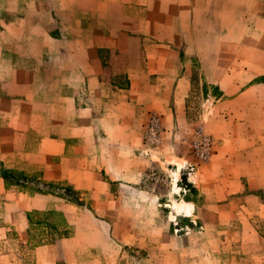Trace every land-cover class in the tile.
Instances as JSON below:
<instances>
[{
	"label": "rangeland",
	"instance_id": "374dc122",
	"mask_svg": "<svg viewBox=\"0 0 264 264\" xmlns=\"http://www.w3.org/2000/svg\"><path fill=\"white\" fill-rule=\"evenodd\" d=\"M18 1L0 0V8H4L7 18L13 17L18 3L25 6ZM134 29L132 60H125L127 51L117 50L112 62H104L103 88L93 98L86 131L90 139L80 144L73 140L70 144L72 155L81 150H97L104 155L114 152L113 142L107 139L110 124L99 119L115 113L113 102L128 100L130 95L136 108L125 119L146 117L140 134L143 150L132 154L131 162L136 170L134 182L129 181L131 176H127L129 180L116 179L118 175L106 173L102 168L101 172L96 171L98 181L93 183L92 190L82 192L67 179H45L41 158L31 165L18 163L17 167L34 169L29 174H35L40 180L72 187L81 201L68 202L74 205L69 211L60 209L61 201H49L51 208L63 214V220L57 216L49 220L61 226L64 235L55 238L53 243L40 244H54V247L38 254L34 249L40 246L37 243L49 240L44 238L46 230L41 226L38 230L37 227L31 228L33 231L29 229L27 212L21 213L19 220L15 214L7 215L3 202L12 194L0 192V226L8 228V238L0 239V264H36L38 255L46 257L45 264L50 263L49 258L51 264L53 258L56 264H224L220 260L231 254L236 258L235 264H264L258 255L263 252L264 235L240 239L237 233L227 241L224 238L225 229L234 232L252 229L264 234V218L256 215L258 201L264 198V188H249L245 184L227 196L233 197V213L243 219L236 217L227 221L221 216L219 219L216 208L223 213L228 209L211 203L214 200L208 192L212 182H206L203 191L194 183L193 174L197 165L208 168L209 160L219 151L220 141L231 132L264 135V96L260 108L250 110L244 108L245 100L239 97L240 90L249 84L264 83V76H252L256 72L257 54L264 57V38L259 42L264 37V0H150L147 10L138 11ZM146 38L171 43L160 73H150L157 69V62L149 63L153 68L144 63L148 51L143 44L147 43ZM231 55L233 58L240 55L242 60H230ZM128 67L136 69L131 75L134 89L130 94L120 92L118 96L114 86L128 87ZM222 85H226L228 95H223ZM222 96L237 101L223 111L213 112L212 104ZM247 116L262 118V124L243 127L232 124ZM262 143L264 140L258 145ZM137 144L140 146L141 142ZM159 148L165 149L161 162L146 158L150 149ZM244 151L242 159L249 158L247 155L252 149ZM180 153L188 159L174 156ZM71 160L70 163L79 164V159L76 162L72 157ZM50 161L66 164L55 158ZM98 161L106 167L110 165L109 157ZM177 161L183 163L179 171L175 166ZM99 162L95 165L101 168ZM1 167H4L2 163ZM173 202L180 204L179 213L165 206ZM241 211H248L244 218L239 215ZM32 233L35 239L30 237ZM35 233L43 237L38 238Z\"/></svg>",
	"mask_w": 264,
	"mask_h": 264
},
{
	"label": "crops",
	"instance_id": "0c3cea01",
	"mask_svg": "<svg viewBox=\"0 0 264 264\" xmlns=\"http://www.w3.org/2000/svg\"><path fill=\"white\" fill-rule=\"evenodd\" d=\"M21 2L25 6L22 7L18 3L11 18H7L4 8H0L2 90L0 162L5 168L32 173L34 169L17 167L18 163L31 165L41 158L44 163L42 172L45 179H67L74 187L83 190L82 192L92 190L93 183L98 181L96 171L101 172L102 168L106 173L111 171L118 175L116 179L129 180L127 176H131L133 180L129 181L134 182L136 170L131 162L132 154L138 149L143 150L140 134L144 130L146 117L144 115L141 120L136 117L125 119V115L131 117L136 108L130 95L128 100L114 101L115 113L99 119L107 120L110 124L107 139L113 142L114 152L104 155L97 150L95 152L81 150L80 153L72 155L70 144L73 140L80 144L83 140L90 139L86 131L92 116L93 98L103 88L102 78L106 69L104 62H112L117 50L127 51L128 57H125V60H132L131 49L135 51V44L132 41L134 21L137 20L138 11L147 10L150 0H21ZM263 38L261 37L259 42ZM146 41L147 43L143 44L148 51L143 58L144 63L151 67L150 62H157V69H152L150 73H160V66L168 57L171 43L164 39L146 38ZM102 52L106 54L102 55ZM233 57L231 55L229 59L242 60L240 55ZM263 66L264 57L257 54L256 72L252 76H264V70H261ZM242 70L249 73V70ZM127 71L130 79L128 87L114 86L118 96L120 92L130 94L134 89L131 75H134L136 69L128 67ZM226 85H222L224 96L228 95ZM262 96L264 83L258 82L241 89L239 95L245 100L243 104L247 110L260 108ZM235 101L237 100L224 99L222 96L212 104L213 112L223 111ZM261 121L262 118L247 116L243 121L232 124L239 127L258 126L262 124ZM263 140L264 135L260 133L233 131L220 141L219 151L214 153V159L209 160L208 168L202 165L194 167L196 186L204 191L206 182H212L208 192L210 198L214 200L211 203L219 208L228 209L223 213L215 207L219 219L220 216L227 221L236 217L242 219L233 213V197L230 199L227 196L233 195L245 184L249 188L259 186L264 188V143L258 145L259 141ZM137 141L141 142L140 146ZM246 148L252 149L247 155L250 157L242 159L245 157L242 151ZM150 151L146 157L148 160L161 162L165 157L164 148ZM174 156L178 159H188L181 153ZM72 157L76 162L79 159L78 165L70 163L73 161ZM107 157L110 161L109 167L98 161L99 159L104 161ZM53 158L65 161L66 164L57 165L56 162L50 161ZM96 161L101 168L95 165ZM207 176L211 178L208 180ZM0 192L12 194L3 204L8 211L7 215L15 214L18 220L21 213L51 208L49 201H61L62 210L69 211L74 207L73 204L56 196H38L21 191L15 186L6 187L2 177ZM256 210V215L264 218V198L258 201ZM247 212L241 211L239 215H243L244 218ZM250 217L251 214L248 215V218ZM7 231L6 226H0V239L8 238ZM224 233L227 234L224 237L225 241L230 235L237 233L240 239L246 236L251 239L262 238L264 235L262 231L252 229H240L236 232L225 229ZM86 246L88 245L84 244V247ZM53 247L54 244H44L34 249L39 254L40 251H49ZM262 248L263 252L258 255L264 259V245ZM234 258L235 256L231 254L220 261L224 264H235ZM45 259V256L38 255L36 264H45ZM48 261L51 264V258ZM52 264H56L54 258Z\"/></svg>",
	"mask_w": 264,
	"mask_h": 264
},
{
	"label": "trees",
	"instance_id": "16d2710c",
	"mask_svg": "<svg viewBox=\"0 0 264 264\" xmlns=\"http://www.w3.org/2000/svg\"><path fill=\"white\" fill-rule=\"evenodd\" d=\"M118 87L121 88L120 86ZM0 177L3 178L6 187L15 186L21 191H25L30 194L40 193V194L54 195V196L64 199L67 202L80 203L81 201L80 198H78L76 194L77 192L73 189H70L72 187L68 185L56 186V184H59V183H53L51 181H47L44 179L40 180L41 178L36 177L35 174H29L24 171L1 167ZM26 215H27L26 217L28 219V222L30 224L29 229L31 228L36 229L37 227V230H38L39 229L38 226H41L43 227L42 228L43 230H46L47 235L44 236V238H47L49 240L37 243V245H40L44 242L53 243L55 238L64 235L61 232L62 230L61 226H58L57 223H55L52 220H49L51 217H54V216L60 217V219H62L61 217L63 216V214L59 210H56L55 208H47L44 210L33 209L31 211H27ZM35 236L38 238L43 237V235L39 236L36 233H35ZM30 237L32 239H35L33 233L30 234Z\"/></svg>",
	"mask_w": 264,
	"mask_h": 264
},
{
	"label": "bare ground",
	"instance_id": "6f19581e",
	"mask_svg": "<svg viewBox=\"0 0 264 264\" xmlns=\"http://www.w3.org/2000/svg\"><path fill=\"white\" fill-rule=\"evenodd\" d=\"M183 163L180 162V161H177L176 163V167H177V171H179L182 167ZM169 206L176 212V213H179L180 212V204L176 203V202H173L171 204H169Z\"/></svg>",
	"mask_w": 264,
	"mask_h": 264
},
{
	"label": "water",
	"instance_id": "95a60500",
	"mask_svg": "<svg viewBox=\"0 0 264 264\" xmlns=\"http://www.w3.org/2000/svg\"><path fill=\"white\" fill-rule=\"evenodd\" d=\"M165 206H166V207H169V204H168V203H166V204H165Z\"/></svg>",
	"mask_w": 264,
	"mask_h": 264
}]
</instances>
